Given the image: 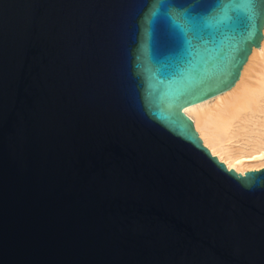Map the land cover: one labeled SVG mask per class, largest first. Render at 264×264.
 <instances>
[{
  "label": "water",
  "instance_id": "1",
  "mask_svg": "<svg viewBox=\"0 0 264 264\" xmlns=\"http://www.w3.org/2000/svg\"><path fill=\"white\" fill-rule=\"evenodd\" d=\"M182 2L0 0V264H264V168L184 113L235 86L264 3Z\"/></svg>",
  "mask_w": 264,
  "mask_h": 264
},
{
  "label": "bare ground",
  "instance_id": "2",
  "mask_svg": "<svg viewBox=\"0 0 264 264\" xmlns=\"http://www.w3.org/2000/svg\"><path fill=\"white\" fill-rule=\"evenodd\" d=\"M204 146L241 175L264 168V28L235 86L184 109Z\"/></svg>",
  "mask_w": 264,
  "mask_h": 264
},
{
  "label": "snow or ice",
  "instance_id": "3",
  "mask_svg": "<svg viewBox=\"0 0 264 264\" xmlns=\"http://www.w3.org/2000/svg\"><path fill=\"white\" fill-rule=\"evenodd\" d=\"M202 3H207V0H201ZM261 3H264V0H261ZM172 6L177 8H183V2L182 0H172ZM162 7H168V5H162ZM165 15H169L168 13H165Z\"/></svg>",
  "mask_w": 264,
  "mask_h": 264
}]
</instances>
